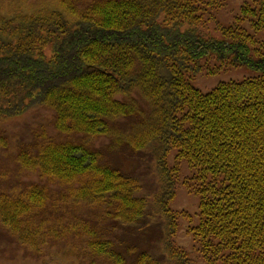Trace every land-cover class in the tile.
I'll return each instance as SVG.
<instances>
[{"label": "trees", "instance_id": "1", "mask_svg": "<svg viewBox=\"0 0 264 264\" xmlns=\"http://www.w3.org/2000/svg\"><path fill=\"white\" fill-rule=\"evenodd\" d=\"M42 1L0 8V145L6 121L51 114L14 145L16 177L36 179L0 188V227L37 252L85 234L83 249L100 262L164 264L140 235L153 226L166 264H264V43L252 33L264 30V0H245L232 24L217 21L223 37L202 29L221 0ZM229 64L259 74L207 91L190 82ZM147 150L150 183L112 161ZM182 160L194 214L170 206ZM80 204L99 210L84 217ZM181 217L196 259L175 241ZM118 223L135 237L108 236Z\"/></svg>", "mask_w": 264, "mask_h": 264}, {"label": "rangeland", "instance_id": "2", "mask_svg": "<svg viewBox=\"0 0 264 264\" xmlns=\"http://www.w3.org/2000/svg\"><path fill=\"white\" fill-rule=\"evenodd\" d=\"M6 0H0V8L6 9L9 7ZM41 1V2H39ZM84 0H80L82 2ZM221 4L217 6L210 7L215 18H211L205 22L202 29L211 36L223 37L221 27L217 25V21L223 25H229L236 21L239 15V6L245 0H221ZM24 5L28 7L38 6L40 3H44L42 0H24ZM248 21L244 20L242 25H245ZM252 33L255 38L264 43V30L252 29ZM256 32V33H255ZM249 67V68H248ZM259 74V70L243 65H233L229 64L223 66L215 73H207L205 69L200 70L193 77L190 78V82L200 88L202 91H207L216 85L219 81L236 79L240 80L245 77L256 76ZM41 110V111H39ZM39 111V112H37ZM50 122L51 124V114L49 111L44 109H31L26 114L12 118L6 121L3 125H6V129L10 132V139L8 142V147H0V170H6L5 176L0 175V188L8 189L11 184H18V181L24 184V182L30 179H36L34 174H29L26 171L21 173V176L17 178V174L14 173L15 160L13 159V153L15 151L14 145L17 143V139H23L22 134L26 130H31L40 125L41 122ZM51 126V125H50ZM4 129H0V132ZM105 137H100L97 139L96 143L106 142ZM143 154V156H142ZM172 153L169 154L171 156ZM168 156V157H169ZM121 164L125 168H135L138 173H142L146 183H150L153 180L154 174L152 173L154 169L152 158L149 155L148 150L138 153H130L128 151H123L120 157L112 158L114 161ZM181 177L176 184L175 196L170 201V206L175 210H186L191 214L198 211V196L195 193L189 192L183 183V177L189 172L187 164L182 160L181 164ZM11 169V170H10ZM15 178H14V175ZM20 183L18 184L20 186ZM18 185L16 187H18ZM146 190L147 188L144 187ZM73 209L77 210L81 216L92 217L94 216V210H99L94 206H87V204H80L78 206H73ZM70 216V214H68ZM197 218L194 217L192 223H195ZM114 222H111L112 225ZM190 222L185 218L181 217L178 220V228L175 234V241L177 245L184 248L189 255L196 259L199 256V251L197 250V241L193 238V235L187 231L188 224ZM0 224H2L0 222ZM7 231V232H6ZM134 233H137L134 231ZM133 231L122 227L119 223L106 233L112 239H133L135 237ZM158 231L156 233L155 227H148L144 231L140 232V235L145 238V247L149 249L155 256L161 259L164 264H166L165 255L160 247V244L155 242L157 238ZM13 235V234H12ZM85 246V234L80 235H68L63 238H59L51 242L43 251L37 252L32 248L27 247L22 244L16 236H11V232L7 228L0 227V264H106L104 261L100 262L99 258H92L90 254L83 249ZM197 262H200L198 259Z\"/></svg>", "mask_w": 264, "mask_h": 264}, {"label": "bare ground", "instance_id": "3", "mask_svg": "<svg viewBox=\"0 0 264 264\" xmlns=\"http://www.w3.org/2000/svg\"><path fill=\"white\" fill-rule=\"evenodd\" d=\"M256 33V32H255ZM249 68V67H248Z\"/></svg>", "mask_w": 264, "mask_h": 264}]
</instances>
